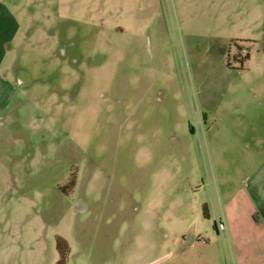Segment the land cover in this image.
I'll use <instances>...</instances> for the list:
<instances>
[{
	"label": "rangeland",
	"instance_id": "obj_1",
	"mask_svg": "<svg viewBox=\"0 0 264 264\" xmlns=\"http://www.w3.org/2000/svg\"><path fill=\"white\" fill-rule=\"evenodd\" d=\"M7 4L21 27L0 90V264H55L56 236L66 264H264L222 209L218 112L200 106L237 94L258 114L245 138H264V0Z\"/></svg>",
	"mask_w": 264,
	"mask_h": 264
},
{
	"label": "crops",
	"instance_id": "obj_2",
	"mask_svg": "<svg viewBox=\"0 0 264 264\" xmlns=\"http://www.w3.org/2000/svg\"><path fill=\"white\" fill-rule=\"evenodd\" d=\"M20 27L21 22L10 9L7 0H0L1 91L5 90L6 58L13 46V42L17 38ZM19 81L22 86H25L22 79ZM15 82H17V78L11 84L10 92L15 91L13 90ZM244 87H247L249 91L247 92ZM240 88L244 92L249 93V98L253 97L248 86L241 85ZM238 89V86L233 87L231 93L236 92ZM251 90L253 91V89ZM255 90L260 91L257 87H254ZM212 97L211 94L206 93L204 103H200V106L206 112H218L217 116L213 115L211 117L213 122L217 124H213L214 127L207 148L212 156L214 165L219 167L220 170L218 169V171H221L219 178L221 184L220 203L222 209L225 211L232 232L234 231L239 236V239L242 238V234L248 231L254 232V240L255 242H259V247L255 246V250L258 251L261 247L264 248L263 243H261V241H264V149L256 142L264 143V138H245L246 127L248 125L252 127V120L254 116L258 117V114L256 108L254 112L251 110L253 109L252 106H245L244 104H242V107L239 106L237 103H240V98H238L237 94L233 101H229V104L219 105L218 103L219 107L212 106L214 105L211 104ZM222 99L220 98L219 101ZM3 110L4 106L2 105L0 106V111L2 112ZM227 128L234 130L236 134L234 138H227L225 136L224 129ZM191 131L193 132L192 127ZM246 139L252 142L248 143ZM238 155L240 156L238 157ZM230 168L234 172V175L228 173ZM205 196L200 198L198 206H200L202 215L203 206L205 207L207 218H209L211 216L210 209L207 203L208 199ZM252 264H256V262Z\"/></svg>",
	"mask_w": 264,
	"mask_h": 264
},
{
	"label": "trees",
	"instance_id": "obj_3",
	"mask_svg": "<svg viewBox=\"0 0 264 264\" xmlns=\"http://www.w3.org/2000/svg\"><path fill=\"white\" fill-rule=\"evenodd\" d=\"M231 42L234 44V46L236 47L237 49V53L234 55V58L239 61L240 63H243L245 61V59L248 58V54H246L245 56H241V46L239 45L238 41L236 40H231ZM229 65V63H228ZM203 215L204 217H208L207 214H206V209L205 207L203 206ZM55 249H56V252H57V259H56V262L55 264H66V260H67V256H68V253H69V245L67 243V241L60 237V236H56L55 238Z\"/></svg>",
	"mask_w": 264,
	"mask_h": 264
},
{
	"label": "built area",
	"instance_id": "obj_4",
	"mask_svg": "<svg viewBox=\"0 0 264 264\" xmlns=\"http://www.w3.org/2000/svg\"><path fill=\"white\" fill-rule=\"evenodd\" d=\"M216 226H217V230L219 232L223 231L224 229H226V225L224 223V221L222 220L221 217H217V223H216Z\"/></svg>",
	"mask_w": 264,
	"mask_h": 264
}]
</instances>
